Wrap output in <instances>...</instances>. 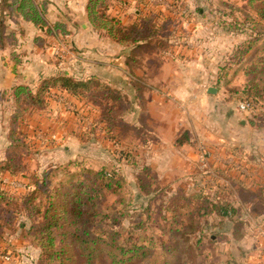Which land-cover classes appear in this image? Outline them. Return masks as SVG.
I'll use <instances>...</instances> for the list:
<instances>
[{
  "label": "rangeland",
  "instance_id": "1",
  "mask_svg": "<svg viewBox=\"0 0 264 264\" xmlns=\"http://www.w3.org/2000/svg\"><path fill=\"white\" fill-rule=\"evenodd\" d=\"M176 1L179 14H159L161 18L157 24H160V30L154 38L163 43L186 44L191 50L195 44L204 41L209 43L207 51L212 53V58L216 52L220 60L230 63L221 70L225 79L220 84L222 88L218 97L207 95V101L202 100L203 104L198 103L199 98H188L189 102L184 108L177 104L181 111L189 110V115L199 126L197 135L201 131L200 126L203 127L202 132L207 134V143L200 144L197 161L175 156L176 160L167 163V168H171L166 170L169 173L162 169L154 170L156 166L153 164L165 162L152 163L145 159L146 150L150 149L148 142L151 143L154 137L152 130L134 127L131 97L114 98L116 94L113 91L116 89L109 86L107 81L97 79L101 83L95 86L91 96L75 97L78 103L50 89L47 108L32 107L24 100L25 105L23 102L19 104L26 109L19 110V117L14 122V138L21 148L25 147L19 161L29 170L19 174L3 171L0 189L19 197L33 187V173L39 177L40 172L48 167L68 163L67 172L75 171L78 174L67 186L69 193L62 198L66 200L76 186L86 187L90 179L95 178L94 171L88 170L97 171L104 167L106 171L114 172L119 184L111 182L109 187L100 178H95V183L100 187L94 191L92 209L97 212L95 219L118 238L140 236V242L150 248L146 257L136 256L129 264H159L162 260L163 264H264V126L256 130L251 123L263 111H258L259 103L255 100L241 99L242 94L235 89L242 91L245 86L249 87L252 76L256 80L257 75L252 73V76H246L240 65L235 72L236 66L229 59L230 48L240 42H244L243 50L247 46L252 50L248 53L251 59H243L248 66L246 70L250 66L249 61L252 63L253 59L264 57V21L260 13L263 7L258 2L263 3L264 0ZM152 3L151 8L164 11L165 15L167 10H174L169 0H154ZM189 9L191 12H187ZM43 36L45 43L52 46L49 51L54 52L53 58L68 60L74 55L71 49H58L60 41L56 42L53 35ZM34 47L37 50L44 48L40 42L34 43ZM180 48L182 51L183 46ZM193 51L198 52L196 49ZM216 68L221 69L217 65ZM257 71H260L258 76L264 78V68ZM261 87L264 88V85ZM221 97L225 99L222 105ZM149 98H143L140 109H150ZM213 100H217L219 105L215 106ZM242 100L253 101L254 109L251 112L238 110V103ZM260 100V108L264 109V95ZM12 111L11 100H4L0 106V159L7 157V132L12 122ZM256 113L258 116H255ZM144 116L141 113L142 123L150 124V112L147 114L144 111ZM107 125H110L109 129ZM108 131L115 136L109 139ZM217 141L224 143L221 146L212 143ZM233 144L236 146L232 154ZM120 150H125L127 155L120 158ZM238 154L245 155L249 161L240 159ZM252 158L258 159L255 163H259L257 169L250 162ZM230 178L242 182H235V179L233 182ZM199 185L211 190L209 196L213 201L223 203L227 200L236 208V212L227 221L218 214L194 209L195 217L202 226L196 237L188 241L169 234V229L175 228L172 218L186 219L190 210L187 205L190 204L183 202L186 207L173 212V205L169 209L168 206L164 207L165 204L171 198L184 194H187V198L193 196ZM177 202L182 203L180 200ZM140 206H150V211L139 209ZM18 215L17 221L21 219ZM0 220L3 223L0 228V264H39V248L29 243L22 229L18 228L17 221L10 226L6 218ZM170 235L172 238L168 239ZM168 246L174 248L168 249ZM103 260L104 255L100 254L94 263L105 264Z\"/></svg>",
  "mask_w": 264,
  "mask_h": 264
},
{
  "label": "trees",
  "instance_id": "2",
  "mask_svg": "<svg viewBox=\"0 0 264 264\" xmlns=\"http://www.w3.org/2000/svg\"><path fill=\"white\" fill-rule=\"evenodd\" d=\"M258 2L263 7L260 13L261 20L264 21V2ZM46 3L45 0H0V48L16 41V32L22 34L19 19L30 22L35 26H44L46 34L54 35L55 29L53 28H62L59 23H54L53 28L48 26L44 18ZM107 10L108 0H87V20L91 27L100 35H105L115 42L127 45H139L146 42L158 43L161 47H168L169 41L168 43H163V41L154 38L155 33L160 30V24H157L161 18L159 14L151 11L149 13L141 11L133 22L126 24L118 15H110ZM62 32L65 33L63 30ZM34 38L35 43L40 42L43 46L46 45L40 37ZM243 48L244 42L237 43L233 48H230L232 52L229 59H232L233 62L231 64L236 66L235 72L242 67L246 76H252L251 74L255 73L257 78L253 80L254 76H252V80L249 81L250 86H245L246 88L244 87L242 91H240V88L235 89L239 91V94H242L241 99L249 98L259 103L258 111L263 112H261L262 114L259 115L257 120H251V123L256 130L263 129L260 126H264V109L260 108L262 106L260 99L264 95V88L261 87V85H264V78L258 76L260 71L258 72L257 70L264 68V57L259 56L253 59L252 63L248 60L250 66L246 70L248 66L244 64L243 59L246 60L251 55H248V53L252 50L249 46L245 50ZM226 62L224 59L218 60V66H220L221 70L225 69L226 64L230 65V63ZM239 65L240 67L237 68ZM100 83L97 79L78 78L74 75L62 73L41 77L36 85L18 84L9 90H0V106L3 105L4 100L10 99L13 108V115L10 117L12 122L9 123L7 132V157L0 159V175L5 170L11 174H19L23 170H29L24 163L19 161L22 149H25V147L21 148V145L14 138V122L19 117V110L26 109L19 106L23 100L32 107L47 108L50 89L65 91L71 96L79 98L91 96L95 86H99ZM216 85L219 86L220 82L216 81ZM113 92L116 94L114 98H128L120 95L117 90ZM222 101H225L224 97H221V105ZM255 116H258L257 113ZM109 127L110 125H107L108 129ZM107 135L109 139L115 136L109 131ZM233 148L231 147V152L235 153ZM227 149L229 148L227 147ZM120 153V158L127 155H125V150H120ZM237 156L240 159L249 161L245 155L238 154ZM256 158H252L250 162L257 169L259 163L255 164L258 162ZM67 164L65 166L48 167L40 172L39 177L33 173L31 175L33 187L19 197L0 189V218H6L9 225L13 226L15 221H17L16 215L20 214L21 219L19 218L20 220L17 221V226L22 229V233L28 238L29 243L39 248V264H74V262L95 264L94 261L97 260L100 254L104 255L105 260L103 261L105 264H129L136 256L146 257L150 248L145 243L140 242V236L133 237L129 235L126 239L118 238L113 232L103 228L99 221L95 219L97 212L92 209L93 200L95 199L94 191L100 188L95 183V178H100L101 181H104L103 184L110 187L111 182L119 184L114 172H108L104 167L97 171L88 170L94 171L93 176L95 178L90 179V183L86 187L76 186L69 198L62 200L69 193L67 186L70 180L78 174L75 171L68 173ZM233 179L235 178H230L229 180L233 181ZM238 181L242 182L241 180ZM238 181L235 179V182ZM84 182H81V184ZM195 192L197 193L193 194V196H188L189 198L185 197L187 194L171 198L167 205L165 204L164 206L165 208L168 206L170 209L172 204L173 209L171 208V211L173 212L186 207L183 202L190 204L187 205L190 210L187 212L186 219L178 220L176 217L172 218L175 228L169 229V234H175V237L178 236L188 241L192 237H196V233L202 229L198 218L195 217L194 209L197 212L203 209L205 213L218 214L221 217H225L227 221L231 220L232 214L236 212V208L227 200L223 201V203L213 201L211 196H209L212 194L211 190L202 188V185L195 188ZM177 200L182 201V203H178ZM140 208L142 207L140 206ZM142 209L150 211V206H145ZM86 212L91 216L87 217ZM139 224L136 226L140 227L141 225ZM2 226L3 223L0 220V228ZM171 235L168 236V239L172 238ZM174 242L175 240L173 244ZM168 245L171 246L170 244ZM169 246L168 249L174 248V245L171 248ZM164 257L169 258L167 255H164ZM163 261L159 264H163Z\"/></svg>",
  "mask_w": 264,
  "mask_h": 264
},
{
  "label": "crops",
  "instance_id": "3",
  "mask_svg": "<svg viewBox=\"0 0 264 264\" xmlns=\"http://www.w3.org/2000/svg\"><path fill=\"white\" fill-rule=\"evenodd\" d=\"M45 1L44 18L48 26L53 28L54 23H59L62 27L53 28V39L60 41L58 49H71L74 55L68 60L53 58L54 52L49 51L52 46L48 44L42 49H35L34 37H40L46 42L43 38L45 27L19 19L22 34L16 32V41L0 48V90H9L18 84L36 85L41 77L62 73L78 78L105 80L120 95L131 97L133 104L130 110L135 120L134 127L138 130H152L154 137L151 143L148 142L150 149L146 150L145 159L152 163L165 162L153 164L156 166L154 170L162 169L169 173L166 170L171 168H167V163L176 160L175 156L191 162L197 161L200 144L207 143V134L202 132L203 127L200 126L201 131L197 135L199 126L189 115V110L183 112L182 108H177V104L184 108L189 102L188 98L192 97L196 100L199 98L198 103L207 101V95H213L208 92L209 87L216 89V97L220 95L222 87L217 86L216 81L222 84L224 77L221 69L216 68L218 54L215 52L212 58V53L207 51L209 43L200 41L195 44L192 49L198 50L196 53L181 43H169L168 47L146 42L139 45L118 43L100 35L91 27L86 15L87 0ZM169 1L174 10H167V15L164 11L151 8L154 0H108L107 12L118 15L126 24L133 22L141 11L157 12L163 16L172 12L179 14L177 1ZM186 1L182 0L183 3ZM53 91L78 103L75 97L65 91ZM145 97H150L148 103L151 105L150 109L146 107L142 110L140 104ZM216 101L215 106H218ZM144 111L147 114L150 112V124L142 123L141 113L144 116ZM212 143L221 146L224 142Z\"/></svg>",
  "mask_w": 264,
  "mask_h": 264
},
{
  "label": "built area",
  "instance_id": "4",
  "mask_svg": "<svg viewBox=\"0 0 264 264\" xmlns=\"http://www.w3.org/2000/svg\"><path fill=\"white\" fill-rule=\"evenodd\" d=\"M254 102L251 100H242L238 103V110L242 112H251L254 109Z\"/></svg>",
  "mask_w": 264,
  "mask_h": 264
},
{
  "label": "water",
  "instance_id": "5",
  "mask_svg": "<svg viewBox=\"0 0 264 264\" xmlns=\"http://www.w3.org/2000/svg\"><path fill=\"white\" fill-rule=\"evenodd\" d=\"M215 91H216V89L214 87H209L208 88V92H215Z\"/></svg>",
  "mask_w": 264,
  "mask_h": 264
}]
</instances>
